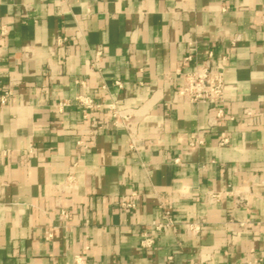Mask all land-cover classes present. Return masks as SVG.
I'll return each mask as SVG.
<instances>
[{
    "label": "crops",
    "instance_id": "0c3cea01",
    "mask_svg": "<svg viewBox=\"0 0 264 264\" xmlns=\"http://www.w3.org/2000/svg\"><path fill=\"white\" fill-rule=\"evenodd\" d=\"M209 52L214 65L227 61L226 118L191 149L209 107L177 96ZM10 83L0 264H264V0H0V93ZM111 106L131 116L134 145L128 130L109 127L84 151V132L108 122ZM247 108L260 113L246 120ZM74 166L76 190L64 194ZM165 210L175 229L158 232Z\"/></svg>",
    "mask_w": 264,
    "mask_h": 264
},
{
    "label": "built area",
    "instance_id": "2783aa9c",
    "mask_svg": "<svg viewBox=\"0 0 264 264\" xmlns=\"http://www.w3.org/2000/svg\"><path fill=\"white\" fill-rule=\"evenodd\" d=\"M8 30L5 27L1 29V35H7ZM78 37H80L78 35ZM65 40H59L58 44L61 45ZM103 49L99 48L95 54L93 61V66L99 68L100 61L102 58ZM214 55L209 52L208 59L201 65L198 66L193 72L184 74V83L180 91L178 92L177 102L180 103H190V104H204L209 107L208 116V127L206 129H201L193 133L190 137L189 148L196 149L205 145V138L214 128H217L221 121L226 118L225 110V71L227 69V61L222 60L217 65L213 63ZM192 61V56H187L184 59L185 64ZM117 85L120 86L119 83ZM15 84L10 83L8 86L4 87L0 93V108L6 106L9 103L10 98L13 96V89ZM77 102L86 110H93L100 108L96 106L94 102L89 98H78ZM71 102L66 101L59 104L58 108L60 111L64 110ZM264 108V99L261 102ZM110 120L105 124H99L98 122H93L89 128L84 132L87 136V140H82L78 143L79 146L83 147L85 151L87 146L95 138L96 134L100 130L108 129L109 127H114L116 129H125L130 132V138L132 146L134 145V132L133 124L131 122V116L128 113L120 112L116 106H111L110 108ZM258 110L252 108H247L243 112V118L246 120H252L257 115H259ZM230 120H234L233 117ZM229 144V138L225 133H222L219 138V146L225 147ZM33 153V148L29 150V154ZM79 159V157L77 156ZM178 162V160H177ZM75 166L69 172L66 181L60 186V192L64 194H70L76 190V180L77 177L74 171ZM220 200V195H211L210 203H215ZM121 206L125 210H134L136 204L127 199H123ZM58 218L61 222L65 223L69 220L70 214L60 208L58 212ZM260 226L251 225L247 223H239V228L241 231H252L254 228ZM155 229L161 232L165 229H175V222L171 216V212L168 210L164 211L163 221L154 224ZM185 229L189 235H196L201 232V225L198 224H186ZM52 234H48L47 238H51ZM153 245V241L150 239H144L142 246L144 248H150ZM76 264H83L80 258L77 259ZM244 264H256V262H245Z\"/></svg>",
    "mask_w": 264,
    "mask_h": 264
}]
</instances>
